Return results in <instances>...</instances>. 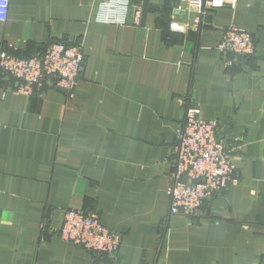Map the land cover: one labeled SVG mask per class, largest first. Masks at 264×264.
I'll return each mask as SVG.
<instances>
[{
	"label": "crops",
	"instance_id": "crops-1",
	"mask_svg": "<svg viewBox=\"0 0 264 264\" xmlns=\"http://www.w3.org/2000/svg\"><path fill=\"white\" fill-rule=\"evenodd\" d=\"M104 1L10 0L0 23V53L30 58L64 40L84 54L71 94L47 81L24 95L0 73V264H264V0L203 14L148 0L143 23L144 0H131L122 25L98 20ZM230 27L252 33L255 54L226 67L217 46ZM189 107L217 121L235 181L172 216ZM70 209L121 235L113 258L56 236Z\"/></svg>",
	"mask_w": 264,
	"mask_h": 264
},
{
	"label": "built area",
	"instance_id": "built-area-1",
	"mask_svg": "<svg viewBox=\"0 0 264 264\" xmlns=\"http://www.w3.org/2000/svg\"><path fill=\"white\" fill-rule=\"evenodd\" d=\"M131 0H105L98 20L122 25ZM203 14L205 10L234 7L240 0H181ZM10 0H0V23L8 17ZM195 19L194 24H198ZM173 32L184 33L186 28L170 24ZM217 50L224 56L226 67H232L242 57L255 54L252 33L227 28L223 31ZM84 54L77 43L64 40L49 41L45 48L30 58H20L6 51L0 53V73L11 76L17 92L30 95L35 87L47 81L57 89L71 94L83 69ZM173 161L174 177L168 189L170 215L192 216L213 195L224 192L235 181V167L230 150L218 136L216 120L200 117L198 109H186L184 125L176 132ZM56 236L79 246L91 255L113 258L119 251L121 235L108 229L94 211L70 209L64 212Z\"/></svg>",
	"mask_w": 264,
	"mask_h": 264
},
{
	"label": "water",
	"instance_id": "water-1",
	"mask_svg": "<svg viewBox=\"0 0 264 264\" xmlns=\"http://www.w3.org/2000/svg\"><path fill=\"white\" fill-rule=\"evenodd\" d=\"M147 5H148V0H144V7L142 9V16H141V22L143 23L145 18H146V14H147ZM61 91H65L63 89H60Z\"/></svg>",
	"mask_w": 264,
	"mask_h": 264
},
{
	"label": "rangeland",
	"instance_id": "rangeland-1",
	"mask_svg": "<svg viewBox=\"0 0 264 264\" xmlns=\"http://www.w3.org/2000/svg\"><path fill=\"white\" fill-rule=\"evenodd\" d=\"M231 149V148H230ZM231 150H234V149H231ZM234 153V152H233ZM234 165V164H233ZM235 167V169H236V166H234Z\"/></svg>",
	"mask_w": 264,
	"mask_h": 264
}]
</instances>
